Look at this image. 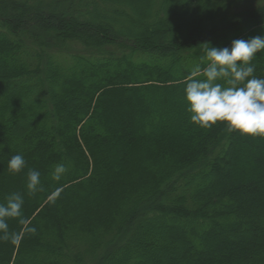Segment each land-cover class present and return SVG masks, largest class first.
<instances>
[{"label": "trees", "instance_id": "16d2710c", "mask_svg": "<svg viewBox=\"0 0 264 264\" xmlns=\"http://www.w3.org/2000/svg\"><path fill=\"white\" fill-rule=\"evenodd\" d=\"M255 36L264 0H0V202L25 221L0 264H264V136L199 127L183 91L205 43Z\"/></svg>", "mask_w": 264, "mask_h": 264}, {"label": "clouds", "instance_id": "9594fccd", "mask_svg": "<svg viewBox=\"0 0 264 264\" xmlns=\"http://www.w3.org/2000/svg\"><path fill=\"white\" fill-rule=\"evenodd\" d=\"M206 61L203 68L196 65L185 81L184 99L190 120L202 128H211L223 122L229 132L264 136V77L255 75L253 60L257 53L264 52V36L247 40L235 39L230 47L216 48L205 43L203 48ZM202 76L203 78H198ZM26 167L21 154L11 156L7 162L10 173H20ZM66 166L57 164L52 179L60 181ZM29 195L43 191L41 173L29 169L26 176ZM59 192L50 197L54 203ZM24 197L19 192L8 194L0 202V241L17 243L20 234L9 228V219L23 220ZM35 226H26L25 233L35 235Z\"/></svg>", "mask_w": 264, "mask_h": 264}, {"label": "rangeland", "instance_id": "374dc122", "mask_svg": "<svg viewBox=\"0 0 264 264\" xmlns=\"http://www.w3.org/2000/svg\"><path fill=\"white\" fill-rule=\"evenodd\" d=\"M111 95H113V93H111Z\"/></svg>", "mask_w": 264, "mask_h": 264}]
</instances>
